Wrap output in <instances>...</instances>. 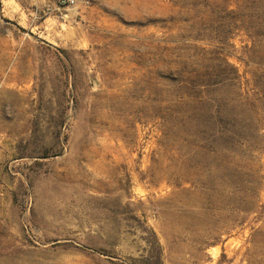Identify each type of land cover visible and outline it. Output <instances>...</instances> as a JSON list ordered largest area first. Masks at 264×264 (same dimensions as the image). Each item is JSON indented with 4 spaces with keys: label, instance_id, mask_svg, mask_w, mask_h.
<instances>
[{
    "label": "rangeland",
    "instance_id": "obj_1",
    "mask_svg": "<svg viewBox=\"0 0 264 264\" xmlns=\"http://www.w3.org/2000/svg\"><path fill=\"white\" fill-rule=\"evenodd\" d=\"M0 264H264V0H0Z\"/></svg>",
    "mask_w": 264,
    "mask_h": 264
}]
</instances>
